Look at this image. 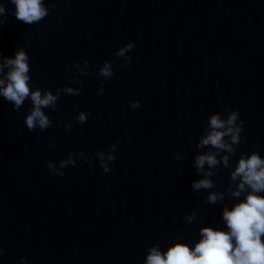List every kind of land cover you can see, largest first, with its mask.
Wrapping results in <instances>:
<instances>
[{"label":"water","instance_id":"obj_1","mask_svg":"<svg viewBox=\"0 0 264 264\" xmlns=\"http://www.w3.org/2000/svg\"><path fill=\"white\" fill-rule=\"evenodd\" d=\"M0 3L14 9L10 0ZM45 5L49 15L39 24L3 17L0 53L12 57L17 45L24 48L31 87L55 92L68 85L81 94H61L54 110L44 109L53 127L33 132L24 124L30 100L14 111L0 96V264H20L21 257L29 264H140L150 245L163 251L179 238L191 246L201 225L226 228L222 204L210 205L206 191L191 189L200 178L193 157L207 149L190 145L210 113L235 109L244 124L232 164L241 152L264 156V0ZM128 41L135 47L123 68L114 53ZM84 60L87 76L65 71ZM105 60L114 71L107 81L97 71ZM130 100L140 107L130 108ZM79 111L89 114L84 124L75 119ZM112 143L116 159L105 173L95 152ZM77 151L91 162L77 157L63 176L49 174L46 160L58 164ZM211 179L222 190L228 170ZM194 209L199 223L188 226L183 216Z\"/></svg>","mask_w":264,"mask_h":264},{"label":"clouds","instance_id":"obj_2","mask_svg":"<svg viewBox=\"0 0 264 264\" xmlns=\"http://www.w3.org/2000/svg\"><path fill=\"white\" fill-rule=\"evenodd\" d=\"M14 9L9 11L4 3H0V25L5 23L3 17L11 15L17 20L27 24H39L49 15V7L45 0H10ZM55 8V4L51 5ZM135 47L133 41L119 46L114 55L121 60V66H131L132 57L129 55ZM84 67L73 63L66 66L65 71L71 72L75 68L81 75L87 76L88 61L84 60ZM98 75L104 81L114 75L112 62L105 60L98 68ZM31 67L29 56L23 47L17 45L12 57H5L0 53V96L12 105L14 111H19L26 100H30L31 107L24 116V124L29 132L37 129L43 131L53 127V122L44 109H55L61 94L79 96L80 87L64 85L57 87L55 92L45 88L31 87ZM72 83L80 85L81 81L73 77ZM104 88L97 89V95H102ZM129 107H140L138 100L128 101ZM88 113L79 111L75 119L78 123L87 122ZM244 121L235 109H225V114L212 112L207 117V124L202 129L195 145L198 151L192 160L199 179L191 182L194 192L206 191L204 200L210 205L221 203L220 216L226 228L201 225L198 229L199 239L193 241L191 246L179 238H173L163 251L157 244L150 245L144 259L140 264H264V156L256 150L245 154L241 152L235 164L232 158L236 156L237 147L242 143ZM64 129L72 130V125L65 122ZM51 140L48 141L50 145ZM118 149L116 143L109 145L107 151L97 150L95 158L103 172L111 170L110 164L115 161ZM177 160L184 156L174 153ZM91 162V157L84 152L68 153L60 159L58 164L53 160H46L45 165L52 176H63L64 169L75 166L76 158ZM228 170V184L222 190L216 188L211 179L221 169ZM242 197V198H241ZM233 200L229 207L223 203ZM183 219L186 225L199 223V212L192 210L185 213ZM4 249L0 247V257ZM20 264H29L21 257ZM36 264H42L37 261Z\"/></svg>","mask_w":264,"mask_h":264}]
</instances>
